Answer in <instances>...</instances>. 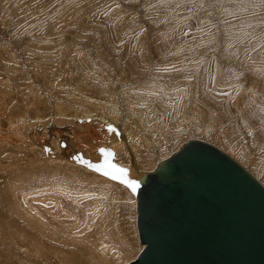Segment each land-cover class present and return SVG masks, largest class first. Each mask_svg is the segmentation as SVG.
<instances>
[{"label": "rangeland", "instance_id": "rangeland-1", "mask_svg": "<svg viewBox=\"0 0 264 264\" xmlns=\"http://www.w3.org/2000/svg\"><path fill=\"white\" fill-rule=\"evenodd\" d=\"M119 70L128 74L119 96L131 87V97L142 94L139 104L165 124L164 131L149 126L160 148L153 153L132 151L120 122L119 143L112 147L105 122L89 117L110 111L77 98L78 90L93 98L112 94ZM190 137L212 142L264 185V0H0V212L13 226L63 248L46 229L68 222L71 237L79 235L82 209L95 212L111 200L99 186L66 184L65 166H83L79 148L107 145L111 164L147 171ZM49 155L58 161L53 169L43 164ZM11 183L12 196L5 192ZM115 186L133 195L123 183ZM55 202H63L66 211L71 207L73 216L62 208L49 220ZM29 207L53 225L32 223ZM131 216V227L128 220L120 225L127 238L116 242L113 264L139 250L128 247L138 244L137 235L128 238L136 234ZM94 227L88 230L92 235ZM10 234L0 217V264L35 260L24 251L27 243Z\"/></svg>", "mask_w": 264, "mask_h": 264}, {"label": "water", "instance_id": "water-1", "mask_svg": "<svg viewBox=\"0 0 264 264\" xmlns=\"http://www.w3.org/2000/svg\"><path fill=\"white\" fill-rule=\"evenodd\" d=\"M139 182L124 264H264V186L212 142L182 141Z\"/></svg>", "mask_w": 264, "mask_h": 264}, {"label": "bare ground", "instance_id": "bare-ground-1", "mask_svg": "<svg viewBox=\"0 0 264 264\" xmlns=\"http://www.w3.org/2000/svg\"><path fill=\"white\" fill-rule=\"evenodd\" d=\"M127 75L128 74L126 72H123V71L120 72V70L118 71L119 80H117L116 83L114 84V86H113L114 92H112V94L107 93V95H105V96L103 95V96H99L98 98H93L91 96L89 97L87 93L78 90V91H76V92H78L77 94H79V95H77V98L79 100H83L86 103V105L91 106L93 108L94 107H98L101 109L105 108V109L110 111V112L108 111L110 114H106L103 111V113L105 115H102V114L97 115V114L92 112L93 114L91 113L89 117H91V118L94 117L97 119L99 118L100 122H103V123L105 122V125L108 127V133H109L108 134L109 135L108 144H110L112 147H115L116 146L115 144L119 143V140H117L118 139L117 129H119V124L121 123V126L125 132V138H126V140H128V142H130V147H132V151L134 150V152H137V151L143 152L146 150L148 152L153 153L159 147L156 145L152 136L149 134V131H148L149 126L151 125V126H154V128L156 127V129H162L163 130V128L165 127L163 125H165V124L163 122H161L162 120L160 121V119L155 120V118H156L155 115H154L155 118H153V115L148 112V110L143 106V104H139V102H141L140 98H142V94L140 95V97H136V98L131 97V93L135 94L134 92H132L130 90L131 87H129L128 90L126 89L127 91L125 90L122 93L120 92L121 94L119 96L118 90L121 89V87H119L121 79H122V81H124V79L127 78ZM177 75L179 76L180 74L175 73L173 75V77L177 76ZM249 79H250V77H249ZM132 86H133V84H132ZM79 87H81V86H79ZM80 93H82V94H80ZM116 98H119V102ZM186 98H185V101L191 100L190 97L188 99H186ZM106 101H109V103L105 104ZM98 102H101V103L98 104ZM111 104H114L115 106H117L119 110L117 111V110L113 109V107H111ZM139 105H142V106H139ZM215 107H217V109H218V107H220V106H215ZM161 108L163 109V111L165 110L164 106L163 107L161 106ZM186 110H188V109H186ZM182 111L183 110H181V112ZM226 111H228V110H226ZM193 112H195V111H193ZM198 112H200V111L198 110ZM189 113L191 114V112H189ZM118 114H120V115L116 116ZM200 115H202V112ZM202 117H204V116L202 115ZM202 120H203V118H202ZM109 125H111V128L114 129V131L109 129ZM132 125H135V128H132ZM125 127H127V128H125ZM163 131H161V133ZM13 137H12V140L14 139ZM104 139H105V137H104ZM2 143L3 142L0 141V144H2ZM4 143H8V142H4ZM102 145H104V143ZM117 145H119V144H117ZM75 148L77 149V147H75ZM93 148H95V147H93ZM93 148H89V147L79 148L80 155L78 156V160L80 159V157L84 160L83 162L81 161L82 159L80 160V162H82L83 166L80 164H77L75 162H72V163H74L75 166L72 165L69 167L68 165H66L65 167L67 169V174H65L66 176L64 177L65 182H66V184L68 183L67 184L68 186H69V184H71L70 186H73V185L80 186L82 184H91V185L99 186L100 192H102V190H106L107 193L110 194V197H111L110 206H106L104 208H102V206H99L95 209V212L92 210L89 211V210H86L85 208H83L81 211V217L79 219H76L77 222L81 223V226L79 227L80 229L78 230L79 235H73L71 237V235L69 233L73 232V231H72V228H70L69 223L67 221H66L67 223H62V222L58 223L57 222V224H55L56 226H54L51 223L52 219L54 220L57 218V217H55L56 211H59L62 208L63 209L61 210V212H66L68 217L71 215L73 216V214L71 212L72 210H69V209H71V207L68 209V211H66L67 209L63 205L64 204L63 202L53 203V205H51V207L49 208L50 210H48L47 213L49 215V220H51L48 223L52 224L54 228L53 229H46V230H48V232H47L48 237L50 239L57 241L60 244H62L63 248H54V247H50L48 245H45L42 240L38 241V238H36L32 234H29L26 231H22L21 229H18L15 226H13L11 223H9L7 216L4 213L0 212V217H2V219L4 220L5 223H7L8 228L10 229V232H11L10 235H12V237H13V235L16 234L17 239H20V241H22L23 243H27L25 245V246H27V249H25L24 251L30 255H35V257H36L35 260H32L31 262H28V263H30V264H113V262L116 260L117 255H116L115 247L118 244V243L116 244V242L119 240L122 241V240H124V238H127V237H125L123 231L120 229V225H121L122 221L127 223V220H128V224H130V226L128 225V227H131V217H132L131 214L132 213H134V219H135V197L133 198V195H131L129 192H126L125 190H122V192L119 191L118 187H116L115 185L118 186L119 184H122V182L120 180H112V179H110L111 178L110 176H105L103 174V171H97L94 167H89L88 165H87L88 166L87 167L85 165V163H84L85 161H87V163H89V165H96V166L102 165L105 168H107L108 165H113L110 163L109 156L107 155V153L111 152V150H112L110 147H108L107 145H104V147L98 146L97 149H93ZM101 149H103L105 151H101ZM119 149L122 150V148H120V146H119V148H115L114 150L118 151ZM79 152H78V154H79ZM148 152H147L146 156H150V153L148 154ZM48 158H50V159H48ZM51 158H52V156L49 155V157H47V159L49 161L48 160H47L48 162L44 161L43 164L50 165L52 167V168L51 167L50 168L53 169V166H57L58 161L55 162V160H53V162H52ZM160 159H162V158H160ZM241 159H245V161L247 160V158H245L243 156H241ZM138 160L140 161V159H138ZM60 164H61V162H60ZM156 164H155V166H156ZM33 166H34V164H32V166H30V168H32ZM35 169H37V168H35ZM54 169H56V168H54ZM127 170H128L127 171V178L128 179L130 178L131 175H136V173L145 171V170H142L140 168H137L136 164L134 166H131V167L129 166V168ZM147 171H150V170H147ZM254 171H256L258 174H260V172H261L258 168H254ZM24 173H25V170H21L20 172L18 171V173L15 175L17 180H20L19 177L22 176ZM64 178H63V180H64ZM123 184L126 185L125 183H123ZM15 186H16L15 184L11 183L10 186L8 188H6L5 192L9 193V195L15 194V193H12V192H15V188H16ZM126 187L129 189V187L127 185H126ZM92 195H94L95 196L94 199H96V196L98 194L93 193ZM10 196H12V195H10ZM71 199L73 201L72 204L75 205V203L77 202L75 196H73ZM93 202L96 203L97 201L94 200ZM118 203L121 206L120 212H118V210L114 209L115 204H118ZM131 203H133L132 206H131ZM39 207H41V206H39ZM133 208H134V211H133ZM29 209H30V211H33V214L31 215V219L33 220L32 223H34V224L37 223L36 225H40L43 227H46V225H48L47 221H45L43 219V216L40 215V213L38 211H36L32 207H29ZM37 214H39V216ZM129 221H130V223H129ZM92 224L95 225L94 228L96 229V232L94 235H92V231L91 232L88 231L90 228H92ZM134 226H135V224H134ZM46 228H48V227H46ZM41 230L42 229L38 230V232H41ZM135 231H136V228H135ZM132 233H133L134 237H136L137 231H136V234L132 231L130 232V236H128L129 241H132V239H133ZM21 235H23L26 238L25 241L22 238H19ZM57 235H59V238L57 237ZM13 239H15V238H13ZM137 241H138L137 245L135 242H132L134 245L130 244L128 246L131 249V251H135L136 249H138V245H139V249H140L141 243L139 242L138 237H137ZM75 243H79V245H76ZM69 244H72V245L69 247ZM134 256L127 258L126 260H124L122 263H119V264L126 263L128 260L132 259ZM38 260H42V261L38 263ZM28 263H23V264H28Z\"/></svg>", "mask_w": 264, "mask_h": 264}, {"label": "snow or ice", "instance_id": "snow-or-ice-1", "mask_svg": "<svg viewBox=\"0 0 264 264\" xmlns=\"http://www.w3.org/2000/svg\"><path fill=\"white\" fill-rule=\"evenodd\" d=\"M109 129L114 131V129L111 128V125H109ZM101 151H105V150L101 149ZM107 155L111 156L112 153L108 152ZM85 163H87V161H85ZM89 166L94 167L97 171H103V174L105 176H110L114 180H120L122 183H125L129 188H131L133 192H135L136 189L139 187L138 181L130 180L127 178L128 170L125 168L118 167L116 165H108L107 168H105L102 165L101 166L89 165Z\"/></svg>", "mask_w": 264, "mask_h": 264}]
</instances>
